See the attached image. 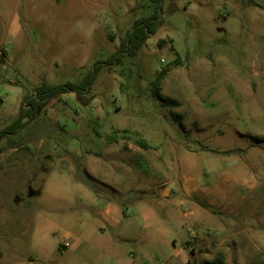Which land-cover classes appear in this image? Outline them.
I'll return each mask as SVG.
<instances>
[{
	"label": "rangeland",
	"instance_id": "1",
	"mask_svg": "<svg viewBox=\"0 0 264 264\" xmlns=\"http://www.w3.org/2000/svg\"><path fill=\"white\" fill-rule=\"evenodd\" d=\"M152 11L0 0V132L38 87L81 82ZM162 16L137 56L102 68L88 105L52 98L0 141V264H264V11L164 0ZM108 203L121 210L109 225Z\"/></svg>",
	"mask_w": 264,
	"mask_h": 264
},
{
	"label": "trees",
	"instance_id": "2",
	"mask_svg": "<svg viewBox=\"0 0 264 264\" xmlns=\"http://www.w3.org/2000/svg\"><path fill=\"white\" fill-rule=\"evenodd\" d=\"M153 4V11L150 15L144 16L136 20L130 31L127 32L126 36L121 40L120 46L117 51L106 61L97 62L92 71L79 83H64L59 85H47L43 84L38 87L35 93L25 98L23 105L20 108L18 116L13 119L10 124L0 132V141L5 136L16 135L21 131L27 123L34 121L41 108L44 107L45 103L57 96L74 93L82 104L88 105L92 87L97 79L99 72L103 67H112L120 65L123 62L125 56L135 57L139 54L141 49L146 45L149 38L155 35L158 30L163 26L164 19L162 16V6L164 0H150ZM249 2L259 7L264 11V5H258L254 0ZM163 41L159 43L161 45ZM163 74H160L158 82ZM159 95V94H158ZM162 105L165 107H180V103L175 99H162ZM139 146L143 149L148 148V144L144 140H139ZM2 148H0V153Z\"/></svg>",
	"mask_w": 264,
	"mask_h": 264
},
{
	"label": "crops",
	"instance_id": "3",
	"mask_svg": "<svg viewBox=\"0 0 264 264\" xmlns=\"http://www.w3.org/2000/svg\"><path fill=\"white\" fill-rule=\"evenodd\" d=\"M183 181H184V184H183L184 188L183 189H185V193H186L185 197H187V198L193 197L195 195V190H193L190 187V185H189L190 184V180H188V178H185ZM196 185L198 187H200L199 184L196 183ZM159 186H161V185H159ZM162 187H163V185H162ZM162 187H160V188H162ZM161 194H162V196L164 198H169L171 196L170 190H168V189L165 190L164 188L161 191ZM182 196H184V194H182ZM120 213H121V210H120V208L117 205L112 204V203H108L107 205H105L103 207L102 218L105 221V223L109 225L110 222H108V221H113V220L118 221V216L120 215ZM125 214L126 213H124V215ZM68 245H67V247H68Z\"/></svg>",
	"mask_w": 264,
	"mask_h": 264
},
{
	"label": "water",
	"instance_id": "4",
	"mask_svg": "<svg viewBox=\"0 0 264 264\" xmlns=\"http://www.w3.org/2000/svg\"><path fill=\"white\" fill-rule=\"evenodd\" d=\"M75 179L82 182L83 184L91 186V182L88 180L84 171H79L78 174L75 176Z\"/></svg>",
	"mask_w": 264,
	"mask_h": 264
}]
</instances>
